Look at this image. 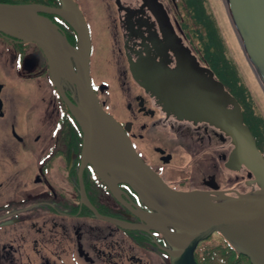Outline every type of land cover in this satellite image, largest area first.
<instances>
[{"label": "flooded vegetation", "instance_id": "af4514ba", "mask_svg": "<svg viewBox=\"0 0 264 264\" xmlns=\"http://www.w3.org/2000/svg\"><path fill=\"white\" fill-rule=\"evenodd\" d=\"M72 1L90 42L88 83L142 161L175 190L236 195L257 189L254 174L243 163L226 166L233 144L225 132L166 111L129 69L143 59L175 66L172 43L157 17L160 6L173 40L178 37L206 66L182 28V0H106L111 10L105 19L108 53L100 60L107 68L103 77L94 74L90 22L80 1ZM0 2L60 6L59 0ZM37 13L50 23H45L49 38H64L77 47L75 31L62 17ZM68 60L76 72L72 57ZM57 78L65 97L78 107V86L61 74ZM81 140L80 127L53 84L40 48L0 29V264H170V245L160 231L120 225L145 226L136 212L156 211L128 182L117 181L114 193L90 162H82Z\"/></svg>", "mask_w": 264, "mask_h": 264}, {"label": "water", "instance_id": "95a60500", "mask_svg": "<svg viewBox=\"0 0 264 264\" xmlns=\"http://www.w3.org/2000/svg\"><path fill=\"white\" fill-rule=\"evenodd\" d=\"M59 2L56 8L0 2V29L20 40L34 41L46 57L53 84L80 127L82 162H90L114 193L117 181L128 182L140 199L156 211L155 214L136 212L145 220V226L120 225L160 231L170 245L166 249L170 264H197L193 251L212 232H218L237 253L247 256L251 264H264V158L243 122L235 97L178 37L173 40V29L159 5L157 17L164 35L172 43L175 66L168 68L143 59V64H129L132 76L166 111L181 118L206 121L225 132L233 144L226 166L236 168L243 163L252 171L258 185L254 191L236 195L222 190L211 195L202 190L170 188L142 161L122 126L98 103L87 78L90 42L85 22L72 0ZM223 4L240 47L264 91V0H223ZM39 10L62 17L75 31L77 47L69 46L64 38L58 41L49 38L45 23H50L37 13ZM58 74L78 86V107L63 94Z\"/></svg>", "mask_w": 264, "mask_h": 264}, {"label": "trees", "instance_id": "16d2710c", "mask_svg": "<svg viewBox=\"0 0 264 264\" xmlns=\"http://www.w3.org/2000/svg\"><path fill=\"white\" fill-rule=\"evenodd\" d=\"M180 8L182 28L190 33L192 48L212 70L214 77L235 97L241 107L244 124L264 154V119L256 110L235 63L227 55L224 40L214 16L206 8L205 0H182ZM216 234L221 239L219 242L200 247L197 244L195 247L193 255L197 264H251L247 256L237 253L219 233Z\"/></svg>", "mask_w": 264, "mask_h": 264}, {"label": "rangeland", "instance_id": "374dc122", "mask_svg": "<svg viewBox=\"0 0 264 264\" xmlns=\"http://www.w3.org/2000/svg\"><path fill=\"white\" fill-rule=\"evenodd\" d=\"M80 5L85 11L86 19L91 25V41L92 52L91 58L94 74L103 77L107 72V68L102 66V61L100 64L101 56L108 53V42L109 35L106 26V13L111 10V7L107 5V1L104 0H79ZM205 5L207 10L214 16L217 26L219 28L220 34L224 40L227 55L233 60L236 65L237 71L249 90V93L254 102L256 110L264 118V91L259 84L250 64L248 63L235 32L228 19L223 0H205ZM221 239L216 234L212 232L210 238L202 240L199 242V247L202 245H211L219 242Z\"/></svg>", "mask_w": 264, "mask_h": 264}]
</instances>
